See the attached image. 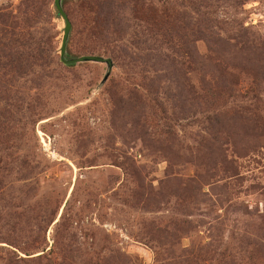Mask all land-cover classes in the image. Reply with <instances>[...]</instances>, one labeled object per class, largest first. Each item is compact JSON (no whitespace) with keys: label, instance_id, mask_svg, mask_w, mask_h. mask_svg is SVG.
Segmentation results:
<instances>
[{"label":"rangeland","instance_id":"rangeland-1","mask_svg":"<svg viewBox=\"0 0 264 264\" xmlns=\"http://www.w3.org/2000/svg\"><path fill=\"white\" fill-rule=\"evenodd\" d=\"M61 3L112 66L0 0V264H264V0Z\"/></svg>","mask_w":264,"mask_h":264},{"label":"water","instance_id":"water-1","mask_svg":"<svg viewBox=\"0 0 264 264\" xmlns=\"http://www.w3.org/2000/svg\"><path fill=\"white\" fill-rule=\"evenodd\" d=\"M62 0H53V4L55 6V9L59 13V15L62 17L64 21V28H63V35H62V40H61V46H60V60L64 64H74L79 61H97V62H104L106 63L108 69L110 70L112 66V60L109 57H103L100 55H82L79 57H74V58H65V53H66V44L68 40V36L70 33L71 29V22L65 13L63 7H62ZM109 71H107L105 78L108 76Z\"/></svg>","mask_w":264,"mask_h":264}]
</instances>
